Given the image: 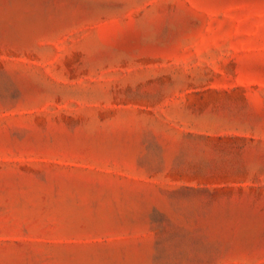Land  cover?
<instances>
[{
	"label": "rangeland",
	"instance_id": "1",
	"mask_svg": "<svg viewBox=\"0 0 264 264\" xmlns=\"http://www.w3.org/2000/svg\"><path fill=\"white\" fill-rule=\"evenodd\" d=\"M0 264H264V0H0Z\"/></svg>",
	"mask_w": 264,
	"mask_h": 264
}]
</instances>
